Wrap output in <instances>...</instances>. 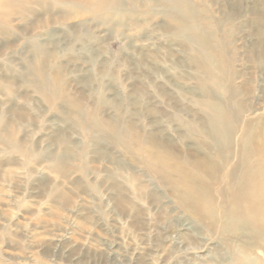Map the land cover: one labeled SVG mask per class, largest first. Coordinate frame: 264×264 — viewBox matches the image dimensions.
Returning <instances> with one entry per match:
<instances>
[{
  "label": "rangeland",
  "instance_id": "rangeland-1",
  "mask_svg": "<svg viewBox=\"0 0 264 264\" xmlns=\"http://www.w3.org/2000/svg\"><path fill=\"white\" fill-rule=\"evenodd\" d=\"M68 1L0 9V264H230L185 206V178L213 191L222 173L169 15L210 27L229 61L217 85L264 152V0Z\"/></svg>",
  "mask_w": 264,
  "mask_h": 264
},
{
  "label": "bare ground",
  "instance_id": "bare-ground-1",
  "mask_svg": "<svg viewBox=\"0 0 264 264\" xmlns=\"http://www.w3.org/2000/svg\"><path fill=\"white\" fill-rule=\"evenodd\" d=\"M26 1L0 0V9L8 4L21 6ZM57 3L69 11L72 9L68 0H57ZM83 4L80 13H111L117 10L119 0H84ZM184 16L179 10L169 15L179 25L181 36L191 44L190 64L197 79V87L192 90L196 96L193 101L206 114L204 120L194 119L192 125H199L203 130V137L220 159L222 173L219 187L213 191L206 182L196 183L202 179L198 170L185 178V206L209 221L212 232L225 240L230 264H264V152L253 144L251 125L242 131L238 129L239 111L232 98L234 91L217 85L228 70L229 61L223 60L224 54L215 47L213 36L208 33L210 27L204 28L195 14ZM223 91L226 98L219 95ZM77 114L86 116L80 109ZM87 121L94 128H103L93 114ZM115 136L119 138V132Z\"/></svg>",
  "mask_w": 264,
  "mask_h": 264
}]
</instances>
